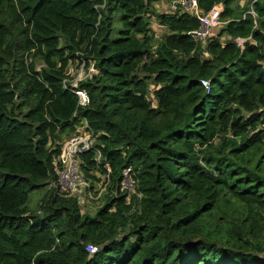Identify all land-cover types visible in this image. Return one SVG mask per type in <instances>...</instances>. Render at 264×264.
Wrapping results in <instances>:
<instances>
[{
	"label": "trees",
	"instance_id": "trees-1",
	"mask_svg": "<svg viewBox=\"0 0 264 264\" xmlns=\"http://www.w3.org/2000/svg\"><path fill=\"white\" fill-rule=\"evenodd\" d=\"M156 1L0 0V264H264V0H198L223 7L204 43ZM83 119L94 209L49 187Z\"/></svg>",
	"mask_w": 264,
	"mask_h": 264
},
{
	"label": "built area",
	"instance_id": "built-area-1",
	"mask_svg": "<svg viewBox=\"0 0 264 264\" xmlns=\"http://www.w3.org/2000/svg\"><path fill=\"white\" fill-rule=\"evenodd\" d=\"M197 1L198 0H172L165 5V11L178 13L186 12L195 15L199 20V26L197 29L189 32V34L197 41L204 43L213 27L225 23L220 20L223 7L222 4H215L209 11L201 12L198 8ZM246 13L254 15L252 10H248ZM234 41L239 46L243 47L245 39L236 37ZM97 73L98 70L93 63L86 66L84 61L80 62L77 69H70L67 73L63 84L66 86L65 82L69 83V88L78 97V105L85 106L89 103V96L86 90L79 87L80 82L85 79H91L92 76ZM202 83L205 88L209 87L207 80H202ZM94 138L93 133L88 129L87 121L83 119L80 124L75 126L74 134L63 140L59 154L53 160L56 169V180L55 182L51 181L49 184V187H54L59 195L63 197H77L79 202L88 195L90 185L81 170L80 154L87 153L89 150L94 149ZM95 158L97 160L101 158V153L98 149H96ZM106 169L109 173L110 168L108 165ZM121 175V190L127 192L128 195H132L135 193L136 179L132 175L131 168L127 167L123 169ZM100 177L103 184L105 176L103 175ZM104 189L105 187L103 184V190ZM135 194L138 195L137 193ZM86 250L90 253H94L97 247L92 244H87Z\"/></svg>",
	"mask_w": 264,
	"mask_h": 264
},
{
	"label": "rangeland",
	"instance_id": "rangeland-1",
	"mask_svg": "<svg viewBox=\"0 0 264 264\" xmlns=\"http://www.w3.org/2000/svg\"><path fill=\"white\" fill-rule=\"evenodd\" d=\"M246 2L247 0H239V4H240V7H244L246 6ZM165 2L161 1V0H158L154 3V6L155 8H157V10L159 8L162 9V6H165ZM116 29H115V32H114V35L117 34V31H119L120 29V24L117 23L116 24ZM75 70V69H74ZM89 185H90V188H89V193H88V196L85 197L84 199L80 200V203L83 204L85 201H87V199H92V200H95L96 202L91 204L90 202H88V204H91V208L94 209L97 205L100 204V202H97V199H98V196L101 195V193L104 191L103 190V184H102V181H101V177L98 176L96 177V180L93 181V183L89 182ZM101 188V189H99ZM40 192H32L30 194V198H29V207H35V205L37 204L38 202V199L40 197Z\"/></svg>",
	"mask_w": 264,
	"mask_h": 264
}]
</instances>
